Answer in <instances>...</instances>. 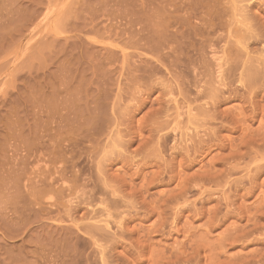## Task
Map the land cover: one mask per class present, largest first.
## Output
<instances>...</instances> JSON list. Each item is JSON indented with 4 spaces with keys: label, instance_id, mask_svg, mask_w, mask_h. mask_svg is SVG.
<instances>
[{
    "label": "rangeland",
    "instance_id": "374dc122",
    "mask_svg": "<svg viewBox=\"0 0 264 264\" xmlns=\"http://www.w3.org/2000/svg\"><path fill=\"white\" fill-rule=\"evenodd\" d=\"M0 264H264V0H0Z\"/></svg>",
    "mask_w": 264,
    "mask_h": 264
},
{
    "label": "bare ground",
    "instance_id": "6f19581e",
    "mask_svg": "<svg viewBox=\"0 0 264 264\" xmlns=\"http://www.w3.org/2000/svg\"><path fill=\"white\" fill-rule=\"evenodd\" d=\"M175 38H176V37H175ZM218 66H219L218 68H219V71H220V70H221V66H220V65H218ZM176 68H177V67H176ZM222 72H223V71H222ZM219 73H220V72H219ZM219 73H217V74H219ZM220 74H221V73H220ZM218 78H219V77H218ZM193 82H194V81H193ZM219 84H220V83H219ZM223 84H224V83H223ZM187 85H188V84H187ZM220 88H221V87H220ZM226 88H227V87H226ZM231 88H232V87H231ZM249 88H250V87H249ZM184 89H185V88H184ZM217 89H218V88H217ZM253 89H254V88H253ZM223 90H224V89H223ZM229 90H230V89H229ZM218 91H219V89H218ZM248 91H250V90H248ZM251 92H252V91H251ZM218 94H219V93H218ZM179 96H180V95H179ZM202 97H203V96H202ZM212 99H213V98H212ZM209 101H210V100H209ZM184 102H185V101H184ZM211 104H212V103H211ZM211 104H210V105H211ZM175 105H176V104H175ZM190 106H191V105H190ZM211 106H212V105H211ZM179 107H180V106H179ZM178 109H179V108H178ZM176 110H177V109H176ZM189 111H190V110H189ZM190 112H191V111H190ZM190 112H189V113H190ZM180 114H181V113H180ZM181 115H182V114H181ZM179 117H181V116H179ZM212 133H213V132H212ZM209 135H210V134H209ZM165 137H166V136H165ZM207 137H208V136H207ZM152 154H153V153H152ZM151 157H152V156H151ZM152 159H153V158H152ZM154 159H155V158H154ZM157 163H158V162H157ZM167 166H168V165H167ZM156 178H157V177H156ZM185 183H186V182H185ZM66 184H67V183H66ZM66 184H65V185H66ZM183 184H184V183H183ZM52 187H53V185H52ZM66 188H68V187H66ZM199 188H200V187H199Z\"/></svg>",
    "mask_w": 264,
    "mask_h": 264
}]
</instances>
